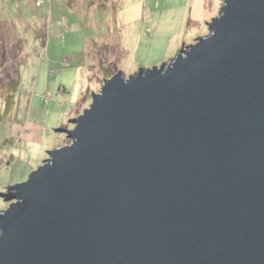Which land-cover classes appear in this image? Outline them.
I'll list each match as a JSON object with an SVG mask.
<instances>
[{
    "label": "water",
    "instance_id": "obj_1",
    "mask_svg": "<svg viewBox=\"0 0 264 264\" xmlns=\"http://www.w3.org/2000/svg\"><path fill=\"white\" fill-rule=\"evenodd\" d=\"M118 70L0 195V264H264V0Z\"/></svg>",
    "mask_w": 264,
    "mask_h": 264
},
{
    "label": "rangeland",
    "instance_id": "obj_2",
    "mask_svg": "<svg viewBox=\"0 0 264 264\" xmlns=\"http://www.w3.org/2000/svg\"><path fill=\"white\" fill-rule=\"evenodd\" d=\"M222 4L223 0H0V38H16L9 29L12 24L25 40L16 106L7 117L0 97V193L26 180L50 149L70 142L58 129L74 126L71 119L89 107L92 93L100 90L109 73L127 74L168 62L183 43L207 34V22ZM43 27L45 46L35 38V31ZM8 66L16 72V56ZM103 68H109L108 73ZM6 75L5 65L0 67V85ZM8 203L0 195V209Z\"/></svg>",
    "mask_w": 264,
    "mask_h": 264
},
{
    "label": "trees",
    "instance_id": "obj_3",
    "mask_svg": "<svg viewBox=\"0 0 264 264\" xmlns=\"http://www.w3.org/2000/svg\"><path fill=\"white\" fill-rule=\"evenodd\" d=\"M104 4L105 3L103 2L101 6H103ZM37 6H40V4ZM9 26L8 27L10 31L13 30V32L16 33V38L14 37L11 38V36H9L8 39H4L3 36H1L0 38V50H1L0 67H4L5 65L7 67V75L4 77L3 79L4 81L0 85V95H1L0 97L3 99V103H4V110H3L4 117L9 116L16 106V92L19 88L20 80H21L20 66L24 62V58H25V54L23 59L20 58L23 52V45L25 40L23 39V37H21L20 33L16 30V27H14V25L10 24ZM46 37L47 34L45 27L40 28L39 30L37 29L35 31V38L39 39L43 46H45ZM14 56L17 57V65H18L17 69L15 70L16 71L15 73H13V71H11L10 66H8L9 61L12 60ZM7 60H8L7 64H4ZM104 69L108 73L109 68H103V70ZM107 76H110V73ZM8 139L9 138H7L5 142Z\"/></svg>",
    "mask_w": 264,
    "mask_h": 264
}]
</instances>
